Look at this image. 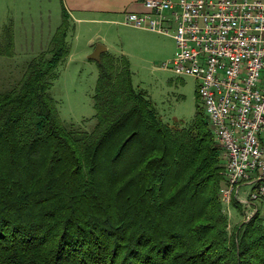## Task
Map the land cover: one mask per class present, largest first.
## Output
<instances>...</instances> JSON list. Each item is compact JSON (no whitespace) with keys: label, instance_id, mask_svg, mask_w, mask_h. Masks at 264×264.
Segmentation results:
<instances>
[{"label":"trees","instance_id":"16d2710c","mask_svg":"<svg viewBox=\"0 0 264 264\" xmlns=\"http://www.w3.org/2000/svg\"><path fill=\"white\" fill-rule=\"evenodd\" d=\"M61 16L0 87V264H264L263 216L226 228L224 159L202 108L163 121L127 59L103 51L92 128L59 119L49 88L72 30Z\"/></svg>","mask_w":264,"mask_h":264},{"label":"built area","instance_id":"2783aa9c","mask_svg":"<svg viewBox=\"0 0 264 264\" xmlns=\"http://www.w3.org/2000/svg\"><path fill=\"white\" fill-rule=\"evenodd\" d=\"M141 4V12L124 13L123 23L173 39L172 56L158 68L198 82L196 94L224 159L222 203L235 196L252 213L264 200V0ZM241 187L248 190L236 198Z\"/></svg>","mask_w":264,"mask_h":264},{"label":"rangeland","instance_id":"374dc122","mask_svg":"<svg viewBox=\"0 0 264 264\" xmlns=\"http://www.w3.org/2000/svg\"><path fill=\"white\" fill-rule=\"evenodd\" d=\"M6 10L14 20L15 30L13 40V22L11 20V23L0 22V87L4 86L5 82L20 77L23 66L38 52L36 50L41 40L39 36L30 35L33 28H31L30 23L26 19H18L20 14L23 17L32 15L35 21L36 14L42 10L40 4L34 5L32 9L25 7L23 10L22 8L21 13L16 11L11 4L7 5ZM31 24L37 26V22H32ZM5 27L10 31V42L8 43L1 42L4 40L1 36ZM26 33L28 34L26 35ZM111 33L112 35H109L108 40L115 49H109L108 52L115 56L122 55L127 59L132 84L148 95L163 121L168 123H187L193 119L197 110L202 108L204 112L201 100L196 94L198 82L193 77L176 75L168 69L162 70L158 68L162 62L170 59L172 55L164 58V48L166 50L170 48L167 41H173L171 38L162 36L158 48H145L133 44L132 40L134 37L120 39L114 36V30ZM70 39L71 34L68 35L69 42ZM96 43L100 42L93 41L89 46L82 49L79 54L71 56L67 54L58 64L56 68L57 76L53 79L49 88V94L55 101L59 119L64 124H72L86 131L90 130L94 124L91 95L97 76L96 61L87 59L86 55L92 51ZM77 47L81 48L82 45ZM69 53L71 52L69 51ZM208 125L212 132V126ZM213 138L215 141L214 135ZM223 171L224 167L222 179L218 181V197L220 201L221 194L219 190L226 186ZM247 190V187H241L236 194V198L243 197ZM232 198L235 199V196H232ZM221 204L227 218V229H231L237 223L246 222L255 213L264 217V212H262L264 200L256 203L257 209L252 211V213L251 207L245 208L242 204L241 213L238 209L231 207V202H229V205H225L222 202ZM244 209H246L248 214L250 212L247 218L243 214Z\"/></svg>","mask_w":264,"mask_h":264},{"label":"crops","instance_id":"0c3cea01","mask_svg":"<svg viewBox=\"0 0 264 264\" xmlns=\"http://www.w3.org/2000/svg\"><path fill=\"white\" fill-rule=\"evenodd\" d=\"M9 4L13 5L20 13L22 8L23 10L25 7L32 9L34 5H41L42 10L36 14L35 21L32 15L23 17L20 14L18 16V19H26L30 23L33 28V31L30 32L31 36L41 38L36 51L42 49L49 40L54 28L61 20L62 10L65 11L72 23L69 56L79 54L93 41L104 44L105 51L114 50L115 48L108 40L109 35H112V30L115 31V37L120 39L134 37L132 43L145 48H158L162 36L171 38L169 35L131 27L123 23L125 12H141L143 10L141 0H0V22H13V40L15 24L6 10ZM32 22H37V26L32 25ZM167 42L170 48L168 50L164 48V58H168L174 51V42L171 40ZM78 45H82V47L78 48Z\"/></svg>","mask_w":264,"mask_h":264},{"label":"water","instance_id":"95a60500","mask_svg":"<svg viewBox=\"0 0 264 264\" xmlns=\"http://www.w3.org/2000/svg\"><path fill=\"white\" fill-rule=\"evenodd\" d=\"M105 51V46L102 43H96L92 51L86 55V58L89 60L98 61L99 54Z\"/></svg>","mask_w":264,"mask_h":264},{"label":"bare ground","instance_id":"6f19581e","mask_svg":"<svg viewBox=\"0 0 264 264\" xmlns=\"http://www.w3.org/2000/svg\"><path fill=\"white\" fill-rule=\"evenodd\" d=\"M205 111V110H204ZM205 114H206V112H205ZM207 116V115H206ZM207 119H208V121H209V123H210V120H209V118L207 117ZM210 125H211V123H210ZM221 193V192H220Z\"/></svg>","mask_w":264,"mask_h":264}]
</instances>
